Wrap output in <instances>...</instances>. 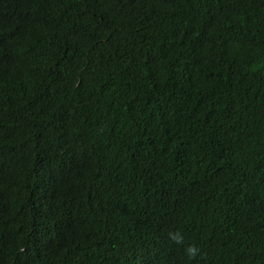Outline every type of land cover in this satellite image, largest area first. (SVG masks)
<instances>
[{
  "label": "trees",
  "instance_id": "trees-1",
  "mask_svg": "<svg viewBox=\"0 0 264 264\" xmlns=\"http://www.w3.org/2000/svg\"><path fill=\"white\" fill-rule=\"evenodd\" d=\"M0 264H264V0H0Z\"/></svg>",
  "mask_w": 264,
  "mask_h": 264
},
{
  "label": "clouds",
  "instance_id": "clouds-1",
  "mask_svg": "<svg viewBox=\"0 0 264 264\" xmlns=\"http://www.w3.org/2000/svg\"><path fill=\"white\" fill-rule=\"evenodd\" d=\"M170 238L177 244L181 243L183 240V236L181 235L180 232H175V233H170ZM185 253L189 258H193L196 256L198 252V248L195 245H189L184 249Z\"/></svg>",
  "mask_w": 264,
  "mask_h": 264
}]
</instances>
